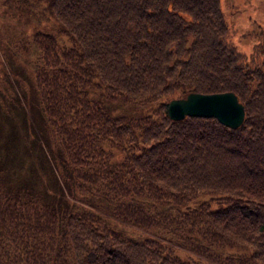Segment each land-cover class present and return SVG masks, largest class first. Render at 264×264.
Listing matches in <instances>:
<instances>
[{
    "label": "trees",
    "instance_id": "1",
    "mask_svg": "<svg viewBox=\"0 0 264 264\" xmlns=\"http://www.w3.org/2000/svg\"><path fill=\"white\" fill-rule=\"evenodd\" d=\"M34 1L72 43L34 34L54 166L0 155V264H264V31L241 50L221 0ZM176 88L232 90L244 121L172 119Z\"/></svg>",
    "mask_w": 264,
    "mask_h": 264
},
{
    "label": "rangeland",
    "instance_id": "2",
    "mask_svg": "<svg viewBox=\"0 0 264 264\" xmlns=\"http://www.w3.org/2000/svg\"><path fill=\"white\" fill-rule=\"evenodd\" d=\"M21 4L26 13L19 8ZM221 7L235 30L236 45L249 53L264 31V0H221ZM40 30L53 33L61 45L72 43L44 1L0 0V155L19 176L36 172L49 184L45 171L51 168L46 159L54 166L53 156L47 146L43 115L34 106L37 96L30 97L36 70L43 64L34 43V34ZM180 94L181 89L176 88L173 95ZM120 109L130 110L127 106ZM116 223L129 232L136 231Z\"/></svg>",
    "mask_w": 264,
    "mask_h": 264
},
{
    "label": "water",
    "instance_id": "3",
    "mask_svg": "<svg viewBox=\"0 0 264 264\" xmlns=\"http://www.w3.org/2000/svg\"><path fill=\"white\" fill-rule=\"evenodd\" d=\"M167 112L172 119H181L186 115L213 116L233 128L238 127L245 118L244 105L232 90L209 93L191 91L172 97Z\"/></svg>",
    "mask_w": 264,
    "mask_h": 264
}]
</instances>
